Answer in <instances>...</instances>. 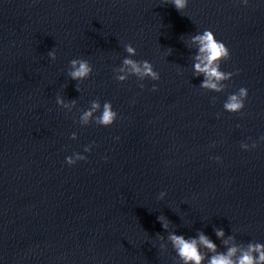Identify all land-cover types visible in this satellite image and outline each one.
<instances>
[{
    "label": "water",
    "instance_id": "water-1",
    "mask_svg": "<svg viewBox=\"0 0 264 264\" xmlns=\"http://www.w3.org/2000/svg\"><path fill=\"white\" fill-rule=\"evenodd\" d=\"M205 28L230 50L221 70L239 69L221 92L193 76L188 39ZM126 43L159 80L114 79ZM73 58L87 79L68 77ZM240 87L242 114L225 111ZM93 99L111 102L112 125L79 124ZM262 136L264 0H0V264H177L159 215L218 251L213 228L264 243ZM73 153L87 159L68 165Z\"/></svg>",
    "mask_w": 264,
    "mask_h": 264
},
{
    "label": "clouds",
    "instance_id": "clouds-1",
    "mask_svg": "<svg viewBox=\"0 0 264 264\" xmlns=\"http://www.w3.org/2000/svg\"><path fill=\"white\" fill-rule=\"evenodd\" d=\"M171 2L178 12H182L187 7L188 0H171ZM241 2L247 4L248 0H241ZM189 40L196 45L195 52L192 53L193 62L191 67L193 76L203 77L199 87L215 92L223 91L227 87V84L224 82L230 80L233 75L239 72V69L232 72L221 70V62L230 58L229 48L223 41L216 38L212 30L207 28L190 35ZM124 51L128 55L123 58L118 67L113 69L114 79L116 81L123 82L130 75L136 76L141 81L145 78L153 81L160 79L159 72L154 70V66L150 61L132 58L137 52L131 43L124 45ZM47 55L52 60H55L56 52L54 48L49 50ZM92 71V65L88 60L73 58L69 61L67 75L72 80L83 81L89 77ZM139 86L141 88L144 87L142 83ZM156 87L153 84L152 90L155 91ZM247 96V88L240 87L236 92L227 95L223 102V109L229 113H241V110L245 106ZM55 99L57 105L62 106L69 112L77 103L76 99L66 100L59 94L56 95ZM96 113L99 114L95 115ZM117 118L118 113L113 109L110 101L106 100L101 105L99 99H93L89 102V107L81 111L79 124L88 125L90 122H94L97 125L107 127L112 125ZM71 138H76L75 132L71 134ZM260 139L264 140V136L260 137ZM240 147L244 150H248L250 147L255 148L256 142L253 141L251 145L241 142ZM90 150V145L84 146L85 152ZM85 159L87 158L80 153H73L65 157L68 165L75 164L77 160ZM215 159L219 161L220 157L217 156ZM164 196L165 192H161L158 198H163ZM157 220L161 223L165 232H167V236L165 237L160 233L156 235L161 241L166 239L171 244L176 254L177 264H204L205 261L207 264H264V243L249 241L245 247L240 243H235L236 240L233 235H228L227 238H224L225 232L223 228H213L215 236L221 241V245L226 248V251H218L217 244L203 231H197L194 237L185 238L182 234L167 231L169 220L164 215H159ZM229 241L233 242L231 246H229ZM165 247V244H160L161 249ZM202 248L207 249V252L201 251Z\"/></svg>",
    "mask_w": 264,
    "mask_h": 264
}]
</instances>
